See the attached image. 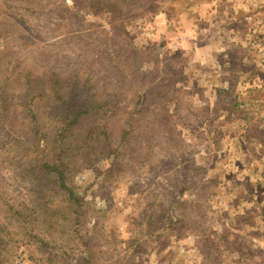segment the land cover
Returning a JSON list of instances; mask_svg holds the SVG:
<instances>
[{"label": "rangeland", "instance_id": "374dc122", "mask_svg": "<svg viewBox=\"0 0 264 264\" xmlns=\"http://www.w3.org/2000/svg\"><path fill=\"white\" fill-rule=\"evenodd\" d=\"M0 264H264V0H0Z\"/></svg>", "mask_w": 264, "mask_h": 264}]
</instances>
